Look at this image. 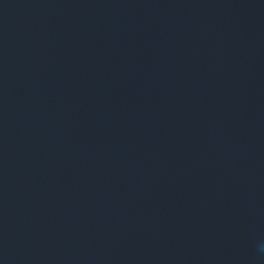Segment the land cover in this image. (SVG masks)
<instances>
[{
  "label": "water",
  "instance_id": "obj_1",
  "mask_svg": "<svg viewBox=\"0 0 264 264\" xmlns=\"http://www.w3.org/2000/svg\"><path fill=\"white\" fill-rule=\"evenodd\" d=\"M0 264H264V0H0Z\"/></svg>",
  "mask_w": 264,
  "mask_h": 264
}]
</instances>
